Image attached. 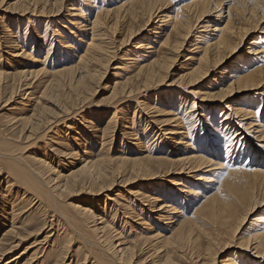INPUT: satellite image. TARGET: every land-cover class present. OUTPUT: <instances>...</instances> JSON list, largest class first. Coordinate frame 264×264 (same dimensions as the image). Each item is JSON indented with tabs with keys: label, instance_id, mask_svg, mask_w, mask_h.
Listing matches in <instances>:
<instances>
[{
	"label": "rangeland",
	"instance_id": "374dc122",
	"mask_svg": "<svg viewBox=\"0 0 264 264\" xmlns=\"http://www.w3.org/2000/svg\"><path fill=\"white\" fill-rule=\"evenodd\" d=\"M71 1L72 5H77L75 1H77V3L79 1L84 3L83 5L85 6L88 2L94 1V4L99 6L103 5V7L114 5L115 2V0ZM108 1L110 4H108ZM184 1L185 0H179L177 4H174L173 6L170 5V9H168V5V7L165 8V11L160 12L157 15L167 17L175 14V10L184 5ZM19 2L21 1L0 0V20H2L3 23L7 25V29L10 30L5 31L6 28L4 30L0 23V71L5 73L1 75L2 78L0 77V84L2 85V88L0 87V242H2V249H5L6 251V255L3 258L4 260L1 261V264H39V262L40 264H55V260L58 259V256L61 253H64L62 257L63 260L61 261L62 264H119V262L117 263L118 253H116L119 245L122 247L129 246L130 249L128 248L126 255H131L130 257H132L130 263H127L124 260L123 262H120L121 264H158L160 262L159 259L167 254L168 251H171V246H163L162 248V246L156 244V242L145 243L140 240V237H144L149 227L153 229L151 233H160L165 228L173 226L171 223L167 224L166 221L168 220H162L158 223L155 214L156 212L154 211H156L161 203L155 199L158 197L168 205L172 204L171 206L173 208L177 205V207L182 210L183 215L187 218L193 214V209L194 207H197L196 203L199 200L196 202L193 197H189L187 200L181 198L179 199L180 202L177 201L179 203L178 205L175 199L170 198L168 195L169 192L165 193L162 198L160 192H167L165 189L170 188V180L175 178V176H167L152 180L157 183V186L159 185L157 187V189L159 188V193L155 192L156 194H149L156 202L148 206V204H144L145 202H143V194H146L148 187H150L149 184L153 182L151 180H145L146 178H141L142 176L148 175V173L145 172V175H136L134 172L133 174L131 166H124L125 171L119 168V163L116 164L111 162V160L115 161L120 155L124 158L130 157L131 159H137L138 157V159H142V156H149L150 153V156L153 157L156 156V152L158 153L156 149L165 150L169 148L168 146L171 144L169 143L170 136L165 135L164 131L167 130V128L169 129V126L171 125L163 122L167 119V113L163 111L167 105L162 104L163 96L165 94L170 93L168 96L173 95L176 98L181 94L182 103L181 105L178 104L176 106V113L178 111V115L182 116V111L186 109V111L191 110V113L196 116V119L191 121L192 127H194L192 128V131H195L193 136L196 134L199 136L202 122H206L201 120L200 116H198L201 114L200 106H206V108H208V106L213 108L214 106V108L216 107L218 109L224 102L234 105L236 103H242V100H258L260 98L258 96L260 95V91L259 93L256 91L258 88H253L252 90L242 89L238 91L233 88L232 91L228 92L229 95L227 93L223 99L216 98L214 104L208 103V105L205 104L207 102H205V99L201 98L200 95L203 96L204 94L202 93H207L208 89H206L204 85L208 81H210L209 86L212 84L218 85L220 81H223L219 79L220 75L218 74L221 69L228 65L229 69L236 68L238 65L242 66L248 61V59L252 58V56L248 54L250 48L256 47L259 50L264 49V9L262 10V13H258L255 17L256 19L254 18L255 22H257L254 27L256 29L254 32H250L248 38H245L242 41L238 53H236L232 59H228L229 62L227 65L220 66V69H214V71L209 73L208 78H203L198 81L194 80L191 84L188 83L189 78L186 76L188 68L181 66H184L183 60L188 55L187 50H190V43H197L196 39H199L198 36L204 33L201 26L205 25H199L197 23L191 31V39L188 37L189 40H187L185 45L178 50V53L166 55L168 58H166L167 60L165 62V68L167 71L163 82H157V79H153L151 81L152 84L150 82L144 84L141 83L140 79H136L135 72L137 70V65H134L137 64L135 63L136 61L142 60L139 59L142 56L136 58L135 56L130 57V54L132 55V53H134L135 49L133 47H135V44L140 40L145 42L151 41L150 43L154 41L155 34L152 33L156 31L160 23L158 24L157 20L153 19L154 21L149 23L151 27L147 30L148 32L146 31L144 34L141 32L138 36L132 37L128 40L127 29L129 23H124V26H114L113 20H107L103 27V32L105 33L106 31V36L103 37V40L105 43L107 42L104 46L106 49L103 52V54L105 53L103 62L105 63L104 60H106V66L104 65L101 67V65H98L100 70L97 69L99 72H103L102 79L97 80V78H95L94 82L88 81L80 90L74 91L75 93L67 86L58 90L55 88V90L50 89L47 90L46 93V91L43 90L47 77L39 75V80L34 82V86L24 88L21 85V80H15L17 78L13 73L18 64L23 65L25 68H31L32 65L40 68L42 63L51 67H57L60 65L61 59L55 57V55L58 51L60 53V50L65 53L67 51L62 48L63 45L59 44V41L65 40L64 38L67 35L65 27H71L65 21L68 19V15L67 12H63L61 17H48L47 13V16L45 15V9L47 7L43 8L44 15L42 16H38L36 11H34L35 13L32 15V12H29V10L32 9L31 7L26 10L27 13H21L22 11L20 10L24 9L23 6L25 4ZM43 2L44 0H40L39 7ZM15 6H18V9H16ZM19 7H21V9ZM89 9L90 14L96 10L94 8ZM227 13V9H223L220 15L222 14L226 17L228 16ZM233 15L234 13H231V16ZM143 20H145L144 17L131 22L130 24L136 29V27L138 28V26H142ZM239 20L240 19L237 18L234 20L236 25L241 26L245 23L244 21ZM205 21L206 20L203 22ZM209 22L211 23L208 24V30L204 31L207 32V37H212V31L210 30L215 27L214 24L216 22H212V20H209ZM16 23L19 24L18 28ZM111 24L112 26H110ZM222 25L223 24H218L219 28L222 27ZM59 32L62 37L56 36ZM17 35L22 38L24 36H33L37 39L36 46L30 44V40H27L24 45L22 44V40L18 42V44L24 46V50L31 49L29 52V58L15 56L20 53L14 51V48L12 47L15 46H13L14 44L11 45L12 43H10V40H12V38L15 39ZM69 37L72 38V35ZM42 39L47 43H50L51 41L53 45L48 48L46 47L47 43H44V46H42ZM154 47H157V50L159 49V46L156 44ZM75 51L79 50L75 49ZM61 53L63 54V52ZM31 57L41 60L46 57V59L42 63L33 64L34 61L32 62L30 59ZM182 75H184L183 78L185 79L182 78L180 80L179 78ZM228 75L229 74L223 75L222 77L226 79L228 78ZM3 77H5L4 82ZM91 83L93 84L91 85ZM113 88H117L116 95L112 94ZM131 89H133V92L127 94ZM24 92H26V95H23ZM30 92L33 93L32 97H28L27 95V93L29 94ZM50 92H53L52 94L55 96H59L55 97ZM211 92L213 91H210V93ZM74 96L78 97L76 98ZM49 101L51 103H49ZM191 101H194V108H190ZM40 105L45 107V110L41 113L36 110V107L39 108ZM64 106H67L68 109L70 108L68 112H64L68 114L62 113L61 108ZM144 107L146 108L144 109ZM216 113H218V110ZM213 114L210 113L208 117H213ZM96 115L105 117L98 121L95 117ZM27 117L31 118V124L32 122L37 123L39 121L42 123L39 122V125L36 124L37 129L31 131L29 127L32 125L29 124L26 126L25 124ZM87 119L88 121L86 122ZM48 120H51V125ZM90 121H92L94 125L90 126L88 123ZM161 122L164 123L163 126ZM110 123L114 125L108 127V124ZM125 126H127V129H125ZM141 134H144L145 136L143 137V139L145 138L146 140L143 145L145 148L137 147L138 139H141L142 141V138H140V136H142ZM197 135L196 137H198ZM250 143H252L251 148L254 150L253 154L255 155V158H264V148H261L262 145H257L256 141L252 138H249V144ZM200 145L202 144H198L197 142V146L199 147ZM151 149L152 151L156 150V152L154 151L152 153ZM168 151L170 154L171 148L168 149ZM13 153L15 156L12 155ZM96 159H100L103 162L102 165L107 174L106 180L108 182L114 181L111 186L102 187L99 185L100 182L98 180L91 181L90 184L87 183V185L84 186L76 185L73 189L61 195V197H57V200L59 198V206H57L52 199H46L47 196L44 195L43 192L48 193L55 186L64 185L65 179L62 177H66L69 173L78 170V168L80 169L88 161H94ZM41 161L46 163L45 166L40 165ZM242 161H245V158ZM12 166L25 168L26 171L27 169H32V171L36 172L41 180L39 188H33L32 190L30 189L31 186L24 185V182L20 180V177H22L20 173H17V176H14L10 172ZM252 168L253 167L250 169ZM128 169L129 171H127ZM150 169L153 170V173H156V167L152 165ZM256 169H258V167L255 166L253 170ZM127 176L130 177V179ZM186 177L188 180V176ZM16 179L18 181H16ZM124 179H128V182L130 180V183L127 181L123 183L122 180ZM5 180H10L12 182L8 183ZM57 188L58 187L54 189V193ZM210 193L212 192H207V195ZM261 194L260 197L263 201L261 203L262 205H258L259 207H256L250 215L248 214L247 218L243 221V224L238 228L237 233L233 235V238L230 239L227 235L219 234V241L214 242V245H212L211 253L214 252L215 254L213 264H223L225 258L232 256L233 254L237 262L241 260L239 257H242V255L245 254V259L243 260L242 258L244 262L248 259L253 263H255L254 260H256V263L264 264V262H261L256 258L253 260L250 259V256L247 254L248 252L245 253L238 249V247H242V243L255 242L253 238L254 235L258 237L259 234L264 232V228L260 229L261 227H264V193ZM19 195L24 199L23 202L25 204L19 203V200L16 201ZM38 195L44 198L42 203H40V206H38L40 199L37 200L36 198ZM178 195L180 197L184 196L182 193H178ZM110 199H112V201ZM12 200L14 202H12ZM13 205H16L15 208H13ZM75 205L82 209H89L91 212L90 215L95 216V218H88L90 216L80 214L74 208ZM240 212L241 209L237 210L238 215L241 214ZM199 222L202 223L198 224L200 229H197L194 234L200 233L201 238L195 244H191V247L202 253L204 256L205 249L208 246V235L217 234L216 232L219 233V230H215V228L211 227L209 223L205 222V219L200 220L197 223ZM12 223L13 228H16L15 232L17 233V236H15L14 233H11L12 235H7V232L10 229L9 225ZM104 225H106L107 229H103ZM95 228L100 230L97 231L98 234L94 232ZM198 230H200V232H198ZM225 242H229L226 243L228 245H226ZM112 243L114 247L110 246ZM123 243L124 245H122ZM229 244H232L231 247ZM10 246L11 249H9ZM121 246L119 247L122 248ZM112 248H114V250ZM128 252L130 253L128 254ZM171 257L173 258V261L178 264H189L190 262L189 254L186 253L185 250H177V252L171 254ZM242 260L241 264L243 262Z\"/></svg>",
	"mask_w": 264,
	"mask_h": 264
},
{
	"label": "bare ground",
	"instance_id": "6f19581e",
	"mask_svg": "<svg viewBox=\"0 0 264 264\" xmlns=\"http://www.w3.org/2000/svg\"><path fill=\"white\" fill-rule=\"evenodd\" d=\"M18 1H21L23 2L22 4H25L24 5L25 7L23 6L24 8L23 10L21 9V7H19L21 9L19 10L22 11L21 13L26 12V10H28V8L30 9L31 7L32 9L30 10L32 11L29 10V12H32L31 13L32 15L33 13H35L34 11H36L38 16L39 15L42 16L44 15L43 8L47 7L45 9L46 10L45 15L47 13L48 17L49 16L61 17V14L63 12H67L68 15L69 20L68 19L65 20L67 24L71 26V27L68 26V28L65 27L67 30L66 34L68 36L67 35L65 36L64 38L65 40L59 41L60 42L59 44L63 45L62 48L67 51L65 53L64 51L60 50V53L58 51V53L55 55V57L61 59V61L59 60L60 65H58L57 67L46 66V64L42 63L46 59V57H44L45 59L43 60L31 57L30 59L32 60V62L34 61L33 64L42 63V66L38 68L37 66L32 65L31 68L28 67L25 68L23 67V65L18 64L16 65L17 68L13 73V75L16 76L17 78L15 80L18 79L21 80L20 81L21 85L24 88H29L34 86V82L39 80L38 78L39 75H43V77H47V80L45 81L46 82L45 87L43 90L46 91V93L47 90L54 88L57 90L63 89L65 88V86L72 89L74 92L84 87L88 81L94 82L95 78H97V80L102 79L103 72L102 73L99 72L100 67L98 65H101V67L104 65L106 66V60H104L105 63L103 62V58L105 57L104 56L105 53L103 54V52L106 49L104 46L107 42L105 43V41L103 40V37L106 36L105 34L106 31L105 33L103 32V27L107 20H113L114 26L117 25L124 26V23L126 24L129 23V27L127 29L128 40L132 37L138 36L139 33L141 32H143L144 34L149 29V27H151L149 23H151L155 19L157 20L158 24L160 23L157 29L152 28V29H156V31L152 33L155 34L154 35L155 37L153 39L154 41L150 43L151 41L145 42L143 40H140L135 44V47H133L135 49L134 53H132V55L130 54V57L135 56L137 58L138 56L139 57L142 56L141 58H139L142 60L135 62L137 64H134L133 61L132 63L134 65H137V70L135 72L136 79H140L141 83L144 84L149 82L151 83L153 79H157V82H163L167 71L165 68V62L168 59L166 55H169L171 53L172 54L178 53V50L185 45L187 40L191 39L190 36L192 35L191 31L193 30L194 26L197 23L199 25L200 24L205 25V26H201V28H203L204 33L198 36L199 39H196L197 43H193V44L190 43L191 44L190 50H187L188 55L183 60L184 66H181L188 68L187 69L188 72L186 73L187 74L186 76H188L189 78L188 83L191 84V82L193 83L194 80L198 81L203 78H208L209 73L214 71V69L216 68L220 69V66L227 65V63L229 62L228 59H232L236 55V53H238L242 41L245 38H248L249 36L248 34H250V32H254V30L256 29L254 28L255 24L257 23L255 22L256 19L255 17L258 15V13H262V10L264 9V0H185L183 3L184 5L175 10V14H172L171 16H167V17H162L157 14L165 11L166 10L165 8H167L168 5H169L168 9H170V5L173 6L174 4H177L179 0H115L114 5H108L106 7H103V5L99 6L94 4V1L88 2V4L85 6L83 5L84 3H81L79 1L78 3L77 1H75L77 5H72L71 0H44L43 4L40 7H39L40 0H18ZM108 4H110V2ZM17 7L16 9H18ZM89 8H94L96 10H94L93 13L90 14ZM223 9H227L228 16L224 17V15L222 14L220 15ZM231 13H234V15L231 16ZM143 17L145 18V20L142 21L143 22L142 26H138V28L136 27L135 29V27H133V25L130 24L131 22H134ZM236 18L244 21L245 23L241 26L236 25L234 22ZM204 20L206 21L203 22ZM209 20H212V22H216L214 24L215 27L212 28V30H210L212 31V35H211L212 37H207V32L204 31V30H208L209 28L208 24L211 23L209 22ZM0 23L2 25V28H4V30L6 28L5 31H10L9 29H7V25L4 24L2 20H0ZM217 23L220 25L223 24L222 27L219 28ZM16 26L18 28L19 24L16 23ZM110 26H112V24ZM71 35L72 38L69 37ZM56 36L62 37L60 32ZM188 37L190 38L188 39ZM20 40L23 41L22 42L23 45L26 44L27 40H30V44L36 46L37 39L33 36L30 37L24 36L22 38L21 36L17 35L15 39L12 38V40H10V43H12L11 45L14 44L13 46H15L12 47L14 48V51H18V53H20V54H16L15 56H21L22 58H29L30 57L29 52L31 51V49L24 50L23 49L24 46L18 44ZM44 43L46 44L47 42L44 39H42V43H41L42 46H44ZM155 44L159 46L158 50L157 47H154ZM52 45L53 44L50 41V43H47L46 47L49 48ZM75 49L79 51H75ZM249 51L248 54L252 56V58L248 59V61L245 62L242 66L238 65L236 68L229 69V65H228L227 67L221 69L218 74L220 75L219 79L223 81H220L218 85L212 84L211 86H209L210 81H208L204 85L205 88L208 89L207 93L205 92L202 93L204 95L203 96L200 95V97L205 99V102H207L205 104L208 105V103L214 104L215 103L214 100H216V98L223 99V97L226 96L228 92L232 91L233 88H235L234 90L237 89V91L242 89L252 90L253 88H258L257 90L255 89L256 91H258L257 93H259L260 91V95L257 94L260 97L258 100H254V101L252 99L251 100L248 99L246 101L242 100L243 101L242 103H236L234 105H231L228 102H224L222 105H220L218 109L216 107L214 108V106L213 108L209 106L208 108H206V106H200L199 108L201 110V114H199L198 116H200L201 120L206 122L201 121L202 126L200 127L201 129L199 130V136L196 134L198 136L196 137V135L193 136V133H195V131H192V128L194 127H192V123H191V121L196 119V116L191 113L192 111L189 109H188L189 111H186V109H184L182 111L183 112L182 116L178 115L179 114L178 111L176 113L177 110L176 106L178 104L181 105L182 103L181 94L177 98L174 97L173 95L168 96V94L170 93L165 94L163 96L162 104L167 106L164 108V110L163 109L162 110L165 113H167L166 115L167 119L163 122H166L165 124L171 125L169 126L170 127L169 129L167 128V130L164 131L165 135L170 136L169 143L171 144L170 146H168L169 147L168 149L171 148L170 154L168 149L165 150L156 149L158 153L156 152V150L152 151L151 149L152 153L154 151L156 152L155 154L156 156L152 157L150 156L151 154L149 153V156L148 155L147 156L145 155V157L142 156V159H138V157L137 159L136 158L131 159L130 157L124 158L123 156L120 155L116 158L115 161L111 160V162H114L116 164L119 163L120 164L119 168L123 170H125L124 166L126 165L131 166L132 167L131 170L133 171V174L134 172L136 173V175L144 174L145 172H147L148 175L144 174L145 176L141 177L142 179L146 178L145 180L152 181L160 177L175 176L174 179L170 180L171 182L169 188L170 190L164 188L165 191L167 192H162V191H161L162 193L160 192L162 198L165 193L169 192L168 195L170 196V198L175 199L176 203H178L177 201H179V199L181 198L183 200H187V198L193 197L196 202L199 200L196 203L197 207H194L193 209V214L187 218L186 216L183 215L182 210L178 208L177 205H176L177 208L176 207L173 208L171 206L172 204L168 205L165 201L160 200L156 196L157 198L155 200H157L161 204L156 209V211L154 210L152 211L156 212L155 214L157 216L158 223H160V221L162 220L164 221L168 220L166 221L167 224L171 223L173 226H170V228L164 227L165 229L160 233L157 232L151 233L153 229L149 227L144 237H140L141 238L140 240L145 243L156 242V244L161 245L162 248L163 246H171L172 248L171 251H168L167 254L163 255L161 259H159L160 262L158 264H178L174 262L173 258L171 257V254L177 252V250L180 251L185 250V252L189 254V261H190L189 264H213L215 260V254L214 252L211 253L212 245H214V242L219 241L218 238L219 234L227 235L229 236L230 239L233 238V235L237 233L238 228L241 226V224H243V221L247 218L248 214L250 215V213H252L255 210V208L259 207L258 205H260L263 202L260 196L262 195L261 193H264V158H260V159L255 158V155L253 154L254 150L253 148H251L252 143L249 144V138L250 139L252 138L254 141H256L257 145H262L261 148H264V91H263L264 49L259 50L256 47H253L250 48ZM61 52H63V54ZM2 74L5 73H2L0 71V77ZM227 74H229L227 76L228 78L225 79L224 77H222L223 75H227ZM183 77L184 75L180 76L179 79L181 80ZM1 78H0V82H1ZM4 78L5 77H3V82H4ZM92 84L93 83H91V85ZM1 86L2 85L0 84V87ZM210 91L213 92L210 93ZM132 92L133 89L129 90L127 94H130ZM25 93L26 92H24L23 95H26ZM112 94L114 95L117 94V88H113ZM27 95L28 97L30 96L32 97L33 93L30 92L29 94L27 93ZM50 98L49 100L52 99ZM51 102L49 101V103ZM191 102H190L191 103L190 108H194V101ZM146 107H144V109ZM61 109H62V113H64V112H68L70 108L68 109L67 106H64ZM36 110L41 113L42 111L45 110V107L40 105L39 108L36 107ZM217 110L218 113H216ZM210 113L213 114V117L211 116L208 117ZM64 114H68V113H64ZM95 117L98 121H100L101 119H104L105 116L96 115ZM25 121H26L25 122L26 126L31 124V118L27 117ZM48 121L51 125L52 124L51 120ZM87 121L88 119L86 120V122ZM39 122L37 123L32 122L31 124L32 126L30 127L28 126L29 129L31 131L37 129V125H39ZM163 122H161L162 126L164 124ZM88 123L90 124V126L94 125L92 121ZM110 125H114V124L110 123L108 124V127ZM127 126H125V129H127ZM141 135L142 136H140V138H142V141L141 139H138V145L137 144L136 145L138 148L140 147L145 148L143 146L144 142L146 141L145 138L143 139V137L145 136L144 134ZM197 142L198 144H202V145L198 147ZM11 151L13 152L12 149ZM12 155H14V153ZM244 158L245 161H242ZM91 160L88 161L87 163L85 162L86 164H84L80 169L78 168V170L69 173L66 177H62L65 179L64 185H60V186L57 185L48 193L43 192V194L47 196L46 199L47 200L52 199L55 202V204L59 206L58 205L59 198L57 200V197L58 196L61 197V195H63L67 191H70L76 185L84 186L87 185V183L90 184L91 181L93 182L98 180L100 182L99 185L102 187L111 186L114 181L108 182L106 180L107 174L104 169V166L102 165L103 162L100 159L98 160L96 159L94 161ZM45 164L46 163L43 161L40 162V165L42 166L43 165L45 166ZM152 165L156 167V171H155L156 173H153V170L150 169ZM13 166L10 168V172L14 176H17V173H20V175L22 176L20 177V180L24 182V185L31 186L30 189L32 190L33 188H37V189L39 188V183L41 180L36 172L32 171V169H27L26 171L25 168H21L19 166L16 167ZM255 166L258 167V169L253 170ZM251 167L253 168L250 169ZM127 171H129V169ZM186 176H188L189 181L187 180ZM128 178L130 179V177ZM16 181L18 180L16 179ZM122 181L123 183H125L126 181L128 182V179H124ZM6 182L11 183L12 181L7 180ZM128 183H130V180ZM149 185L150 187H148V191L146 192V194H143V202H145L144 204H148V206L156 202L154 198H152V196L150 195L155 192L159 193L158 190L159 188L157 189L159 185L157 186L156 182H153ZM56 187L58 188L56 189L57 191L55 190L54 193V189ZM177 192L180 194L181 193L184 194V196L180 197ZM207 192H212V193L207 195ZM36 198L37 200L40 199L38 204V206H40V203H42V200L44 198L41 197L40 195H38V197ZM17 200H19V203H24L23 202L24 199L20 195L18 196V199H16V201ZM110 200L112 201V199ZM12 202L14 201L12 200ZM15 206L16 205H13V208H15ZM74 208L80 214L90 216V217L87 216L88 218H92V219L95 218V216L90 215L91 212L89 209H85V208L82 209L81 207H78L76 205L74 206ZM240 209H241L240 212L241 214L238 215L237 210ZM203 219H205V222L209 223L211 227L215 228V230H219V233L216 232L217 234L208 235L209 237L207 243L208 246L205 249L204 256L202 253L196 251V249L191 247L192 246L191 244H195L201 238L200 233L194 234V232L197 229H200V226L198 227V224H200L201 222L199 223L197 222ZM9 226H10L9 231L8 232L6 231L7 235H12L11 233H14V235L17 236V233L15 232L16 228H13V223L10 224ZM104 228H106V225H104L103 229ZM262 228L264 227H261L260 229ZM98 230H99L98 228H95L94 232L98 234L97 232ZM198 232H200V230H198ZM253 238L255 242L242 243L241 244L242 247H238V249L244 251L245 253L248 252L247 254L250 256V259L253 260L256 258L261 262H264V232L259 234L258 237L254 235ZM1 243L2 242H0V264L1 261L4 260L3 258L6 255L5 254L6 251L5 249H2ZM226 243L229 242H225V244ZM122 245H124V243ZM110 246L114 247L113 243ZM119 246L117 247L116 250V253H118L117 263L119 262V264H121L120 262H123L124 260L127 263H130V259L132 257H130L131 255L129 256L126 255L127 250L128 248L130 249V247L121 246L122 248H120ZM9 249H11V246ZM112 249L114 250V248ZM129 253L130 252H128V254ZM63 254L64 253H61L58 256V259L55 260V264H62L61 261L63 260L62 258ZM233 255L225 258L223 264H241L242 258L244 260L245 259L244 257H246L244 256L245 254L242 255V257H239L241 258V260L237 262ZM247 260L245 262L243 261L242 264H258L256 263V260H254L255 263L251 262L250 260L248 261Z\"/></svg>",
	"mask_w": 264,
	"mask_h": 264
}]
</instances>
